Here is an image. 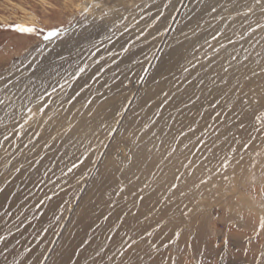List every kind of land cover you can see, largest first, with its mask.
<instances>
[{
  "label": "rangeland",
  "instance_id": "rangeland-1",
  "mask_svg": "<svg viewBox=\"0 0 264 264\" xmlns=\"http://www.w3.org/2000/svg\"><path fill=\"white\" fill-rule=\"evenodd\" d=\"M0 264H264V0H0Z\"/></svg>",
  "mask_w": 264,
  "mask_h": 264
},
{
  "label": "snow or ice",
  "instance_id": "snow-or-ice-1",
  "mask_svg": "<svg viewBox=\"0 0 264 264\" xmlns=\"http://www.w3.org/2000/svg\"><path fill=\"white\" fill-rule=\"evenodd\" d=\"M259 2V0H258ZM21 31H31V29H21Z\"/></svg>",
  "mask_w": 264,
  "mask_h": 264
},
{
  "label": "bare ground",
  "instance_id": "bare-ground-1",
  "mask_svg": "<svg viewBox=\"0 0 264 264\" xmlns=\"http://www.w3.org/2000/svg\"><path fill=\"white\" fill-rule=\"evenodd\" d=\"M256 196H257V194H256Z\"/></svg>",
  "mask_w": 264,
  "mask_h": 264
}]
</instances>
